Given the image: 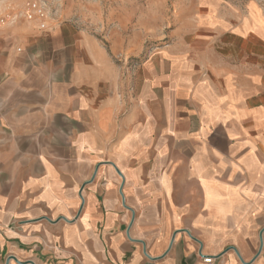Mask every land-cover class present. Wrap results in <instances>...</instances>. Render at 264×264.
I'll return each mask as SVG.
<instances>
[{
  "label": "crops",
  "instance_id": "crops-1",
  "mask_svg": "<svg viewBox=\"0 0 264 264\" xmlns=\"http://www.w3.org/2000/svg\"><path fill=\"white\" fill-rule=\"evenodd\" d=\"M190 8L132 71L73 22L0 24L5 263L264 264V15Z\"/></svg>",
  "mask_w": 264,
  "mask_h": 264
},
{
  "label": "rangeland",
  "instance_id": "rangeland-1",
  "mask_svg": "<svg viewBox=\"0 0 264 264\" xmlns=\"http://www.w3.org/2000/svg\"><path fill=\"white\" fill-rule=\"evenodd\" d=\"M201 1L209 0H0V14H27L45 23L73 22L116 50L117 61L132 71L144 65L151 50L173 42L175 30L185 22V9ZM216 1L247 14L264 15V0ZM157 155L162 160L176 158L169 151H158ZM4 263L5 259H0V264Z\"/></svg>",
  "mask_w": 264,
  "mask_h": 264
},
{
  "label": "built area",
  "instance_id": "built-area-1",
  "mask_svg": "<svg viewBox=\"0 0 264 264\" xmlns=\"http://www.w3.org/2000/svg\"><path fill=\"white\" fill-rule=\"evenodd\" d=\"M10 18V13L6 12L0 15V24L5 23ZM206 261H211V257H207Z\"/></svg>",
  "mask_w": 264,
  "mask_h": 264
},
{
  "label": "water",
  "instance_id": "water-1",
  "mask_svg": "<svg viewBox=\"0 0 264 264\" xmlns=\"http://www.w3.org/2000/svg\"><path fill=\"white\" fill-rule=\"evenodd\" d=\"M10 260H11V259H8V261H7V263H6V264H8V262H9ZM15 261L19 262V261H18V259H15Z\"/></svg>",
  "mask_w": 264,
  "mask_h": 264
}]
</instances>
